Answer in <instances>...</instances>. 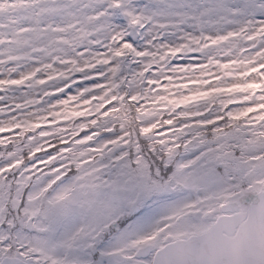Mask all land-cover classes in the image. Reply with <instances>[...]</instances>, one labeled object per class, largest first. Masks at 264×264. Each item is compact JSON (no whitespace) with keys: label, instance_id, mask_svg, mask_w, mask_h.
<instances>
[{"label":"snow or ice","instance_id":"obj_1","mask_svg":"<svg viewBox=\"0 0 264 264\" xmlns=\"http://www.w3.org/2000/svg\"><path fill=\"white\" fill-rule=\"evenodd\" d=\"M0 264H264V0H0Z\"/></svg>","mask_w":264,"mask_h":264}]
</instances>
